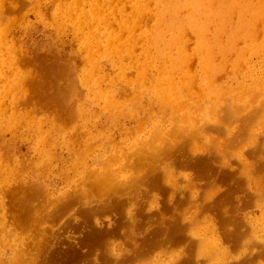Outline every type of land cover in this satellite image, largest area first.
<instances>
[{
    "label": "rangeland",
    "instance_id": "obj_1",
    "mask_svg": "<svg viewBox=\"0 0 264 264\" xmlns=\"http://www.w3.org/2000/svg\"><path fill=\"white\" fill-rule=\"evenodd\" d=\"M25 1L26 5L0 22L1 27L10 28L0 42V264H44L47 254L40 249L54 235L50 228L63 225L68 216L64 211L53 220L54 205L70 199L74 190L92 198L104 192L105 186L111 190L108 170L117 179L144 175L154 160L144 161L142 152L169 143L187 144L190 130L204 124L219 127L197 138L196 155L215 152L216 169L229 170L234 178L223 180L216 172L200 176L193 166L181 165L175 169L174 199L160 187L142 193L136 223L129 228L126 223L124 230L95 246L88 256L94 261L82 264L104 263V254L131 255L136 249L133 261L126 263L119 257L117 264H186L181 260L190 248L195 256L188 264H264V7L259 9L257 4L261 1L264 6V0H209L205 34L211 44L220 41H214L218 43L213 44L215 48L211 45L216 55L207 43L201 62L195 53L197 37L187 30L184 50L192 58L181 62L178 73L170 76L160 71L167 65L162 59L152 64L153 58H148L157 52L156 46L146 43L156 24L150 14L144 15L143 23L137 21L134 0H67L72 6L80 2L85 12L99 13L88 24L84 17L69 18L70 13L61 12L64 0ZM248 3L251 8H245ZM164 34L169 37L167 31ZM112 38L115 54L109 47ZM126 42L131 44L129 51L123 46ZM163 50L167 52V46ZM28 75L35 81L31 76L29 82ZM48 80L52 87L44 84ZM56 85L69 93L63 105L43 101L47 94H55ZM155 132L157 138L152 136ZM144 137L149 141L153 137V142L147 140V146ZM94 173L105 181L93 183ZM190 190L196 194L190 195ZM83 199L72 205L77 208L90 198ZM133 203L128 201L125 207L129 210ZM108 213L98 214L97 219L113 222ZM16 215L21 217L19 224ZM170 221H183L186 228L178 222L181 226L175 230L190 237H176L173 242L168 238L153 247L154 241L168 236L158 229ZM66 231L62 228L54 237L68 245ZM192 236L200 239L194 238L198 245L191 242ZM140 250L145 251L142 257ZM59 258L47 264H74L66 255Z\"/></svg>",
    "mask_w": 264,
    "mask_h": 264
},
{
    "label": "bare ground",
    "instance_id": "obj_2",
    "mask_svg": "<svg viewBox=\"0 0 264 264\" xmlns=\"http://www.w3.org/2000/svg\"><path fill=\"white\" fill-rule=\"evenodd\" d=\"M90 1V0H88ZM94 2L96 0H93ZM133 1V0H132ZM211 1V0H210ZM241 1V0H240ZM259 1V0H258ZM27 1L25 0H0V22L3 21L2 19L8 15V14H12L13 11H15V8L17 9H21V7H23V5L26 3ZM215 2V1H214ZM252 2V1H251ZM96 3V2H95ZM256 3V2H255ZM260 3V5H259ZM259 3L257 2L258 6H259V9H262L264 6H263V3L261 4V1H259ZM62 7H63V10L61 12H68L70 13L69 15H67L69 18H71L73 16L74 18V14L76 15H79L80 18L83 19L84 17V20H85V23L88 24L89 22L93 21L94 19H97L99 17V13H95V12H85L83 11V7H81V4L80 2L77 1V3H75V6H72L70 3L67 2V0H64V3H62ZM229 4V3H228ZM127 5V4H126ZM226 5V4H225ZM224 5V6H225ZM243 6V5H242ZM232 7V6H231ZM251 8V5H249L248 3V6H245V8ZM217 8V7H216ZM226 8V7H225ZM129 9V8H128ZM222 9H224V7L222 6ZM133 12L135 13V15L137 16V21L140 22L141 20H143V18L145 17L144 15H148L150 14L152 17H153V20L155 21V26L153 27L152 30L149 31V34H152L151 35V38L150 40H147V44L148 46L152 45V46H156L157 47V52L151 56V57H148V58H153L151 60V63L154 64V60L156 59H162V61L164 62V64H167L166 66H164L162 68V70L160 69V71H162L166 76V74H168L169 76L170 75H174L176 73H178V70H180V63L185 61L187 62V60L189 58H192L189 57V54L184 50V46H187L186 45V39H185V31L187 30H190L192 31L196 37H197V42L195 43V53L196 55H198V57H200L199 59H201V62L204 61V51L205 49L207 48V43L210 44V53L213 54V52L215 53L216 55V50H212L213 48H215L214 45H216V43L214 41H218L217 39L216 40H213L212 41V44L210 42H207V38H206V31L209 29H207V25H205V20L206 18L209 17V0H134L133 2ZM18 11V10H17ZM17 11H15L14 13H16ZM230 11V10H229ZM246 11V10H245ZM254 11V10H253ZM260 11V10H259ZM232 12V11H231ZM46 13V12H45ZM239 13V12H238ZM240 13H243V12H240ZM253 13V12H252ZM255 14V13H254ZM259 14V13H258ZM16 16V14H15ZM61 16V15H60ZM248 16V15H247ZM67 17V18H68ZM244 17V16H242ZM252 17V15H251ZM250 19H253L251 18ZM254 17V15H253ZM54 18V17H53ZM64 18V17H63ZM150 18V17H149ZM5 19V18H4ZM17 19V17L15 18ZM226 19V18H225ZM245 19V18H243ZM80 20V19H79ZM77 20V21H79ZM148 20V19H146ZM209 20V18H208ZM207 20V21H208ZM247 20V19H246ZM255 20V19H254ZM107 21V18L105 17L104 19V22ZM213 21V20H212ZM242 21V20H240ZM13 22V21H12ZM80 22V21H79ZM142 22V21H141ZM225 22V21H224ZM251 22H254V21H251L250 20V24ZM3 23V22H2ZM81 23V22H80ZM143 23V22H142ZM114 24V23H113ZM218 24V23H216ZM222 24V23H221ZM258 24V23H257ZM210 25V24H209ZM220 25V24H219ZM218 25V26H219ZM55 26V25H54ZM214 26V25H213ZM217 26V27H218ZM227 26V25H226ZM72 27V26H71ZM212 28V26H209ZM222 27V26H221ZM241 27V26H240ZM73 28V27H72ZM78 28V27H77ZM242 28H244L242 26ZM5 29V30H4ZM9 26L5 25V27H1L0 26V42L3 41V36L5 34H3L5 31L9 30ZM117 29V28H116ZM207 29V30H205ZM213 29V28H212ZM210 29V31L212 30ZM217 29V28H216ZM221 29V28H220ZM224 29V27H223ZM127 30V29H126ZM251 30V29H250ZM168 32L169 34V37H167V35H165L164 33L165 32ZM217 31V30H216ZM219 31V30H218ZM221 31V30H220ZM209 32V31H208ZM212 32V31H211ZM206 33V34H205ZM215 35V33H213ZM247 34V33H246ZM112 35V34H111ZM211 35V34H209ZM208 36V35H207ZM219 36V35H218ZM223 36V35H222ZM226 36V35H225ZM6 37V36H5ZM212 37V36H210ZM209 37V38H210ZM228 37V36H227ZM191 38V37H190ZM217 38V37H216ZM220 38V37H219ZM149 39V38H148ZM212 39V38H211ZM221 39V38H220ZM91 40V39H90ZM89 40V41H90ZM74 41V39H73ZM17 42V41H16ZM115 40L112 38V42L111 44H109V47L112 46V49L114 48V44H115ZM122 42V41H121ZM139 42V40H138ZM220 41H218L219 43ZM223 42V40L221 41ZM217 43V44H218ZM214 44V45H213ZM220 44V43H219ZM228 44V43H227ZM100 45V44H99ZM121 45V44H120ZM123 45V44H122ZM128 47H127V46ZM130 42L129 43H125V45H123L126 49V51H129L131 48H130ZM213 45V48L212 46ZM87 46V45H86ZM167 46V49L168 51H164L163 48L165 47L166 48ZM219 46V45H218ZM217 46V47H218ZM223 43H222V47L220 48H223ZM219 48V47H218ZM217 48V49H218ZM110 49V48H109ZM135 49V48H134ZM220 50V49H218ZM233 50V49H232ZM99 51V50H97ZM112 51V50H111ZM115 49H113V53H114ZM148 51V50H147ZM213 51V52H211ZM223 51V50H222ZM109 52V51H108ZM155 52V51H154ZM207 52V51H206ZM237 52V51H236ZM19 53V52H17ZM146 53V52H144ZM220 54V51L218 52ZM233 53V52H232ZM115 54V53H114ZM132 54V52H131ZM212 54H208L207 56H210ZM223 54V53H222ZM229 54V53H228ZM227 54V55H228ZM239 54V53H238ZM108 55V53H107ZM147 55V54H146ZM221 55V54H220ZM42 56V55H40ZM145 56V55H144ZM149 56V54H148ZM219 56V55H218ZM20 57V56H19ZM37 57V56H36ZM43 57V56H42ZM133 57V56H132ZM217 57V56H216ZM221 57V56H220ZM39 58V56L37 57ZM110 58V57H109ZM135 58V57H134ZM211 58V57H210ZM213 58H214V55H213ZM229 58V57H228ZM18 60V59H17ZM28 60V58L26 59ZM25 60V61H26ZM165 60V61H164ZM24 61V60H23ZM30 61V60H28ZM190 61V60H188ZM222 61V60H221ZM22 62V61H21ZM159 62V60H158ZM43 64V62H41ZM47 63V62H46ZM45 63V64H46ZM95 64V62H93ZM191 63V62H190ZM219 63V62H218ZM225 63V61H224ZM97 64V63H96ZM227 64V63H226ZM48 65V64H47ZM151 65V64H150ZM148 65V67L150 66ZM189 65V64H188ZM44 66V64H43ZM46 66V65H45ZM163 66V65H162ZM21 67V66H20ZM56 68H58V70L60 69L59 67H57L55 65ZM184 67V66H183ZM32 68V67H31ZM217 68V67H216ZM209 69V68H208ZM237 69V68H236ZM53 70V69H52ZM149 70V68L147 69ZM211 70V69H210ZM46 70H44L45 72ZM60 71V70H59ZM192 71V70H191ZM35 72V71H34ZM54 72V70H53ZM61 74L62 76H66L64 74V72L61 70ZM148 72V71H146ZM229 72V70H228ZM41 74H43V70L42 72H40ZM51 73V72H50ZM58 73V72H57ZM57 73H56V76H55V79L58 80V77L57 76ZM108 73V72H107ZM162 73V74H163ZM207 73V72H206ZM36 74V73H35ZM46 73H44L45 75ZM60 74V73H58ZM145 75V71L144 73H142ZM147 74V73H146ZM161 74V75H162ZM180 74V73H179ZM47 77H52V75H50L49 73H47ZM133 75V74H132ZM29 76V75H28ZM33 78L34 80V77L33 75H30L29 77ZM35 76V75H34ZM46 76V75H45ZM128 76V75H127ZM163 76V75H162ZM212 76V75H210ZM217 76V75H216ZM37 77H39L37 75ZM129 77V76H128ZM25 78V77H24ZM31 79H29V82L30 80L33 81ZM61 78V76H60ZM91 78V77H90ZM100 78V77H99ZM141 78H142V75H141ZM146 78V77H145ZM164 78V77H163ZM222 78V77H221ZM38 79V78H37ZM49 79V78H47ZM52 79V83L55 82V80H53L54 78H50ZM69 79V78H68ZM147 79V78H146ZM161 79V78H160ZM167 79V78H166ZM171 79V78H170ZM169 79V80H170ZM175 79V77H174ZM195 79V78H194ZM197 79V78H196ZM216 79V78H215ZM229 79V78H228ZM42 80H45V79H42ZM60 80V79H59ZM104 80V79H103ZM145 80V79H144ZM35 81V80H34ZM47 81V80H46ZM45 81V82H46ZM171 81V80H170ZM37 82V81H36ZM43 82V81H42ZM46 86H49L50 84V81L48 80V85L47 83H45ZM144 82V81H143ZM32 83V82H31ZM41 83V82H40ZM51 83V84H52ZM60 83V82H59ZM73 83V82H72ZM192 83V82H191ZM194 83V82H193ZM192 83V84H193ZM50 84V86H51ZM172 84V83H171ZM174 84V83H173ZM177 84V82H176ZM180 84V83H179ZM190 84V83H189ZM238 84V82H237ZM38 85H39V82H38ZM43 85V84H42ZM41 85V86H42ZM59 85V84H57ZM54 86L56 89V92L55 94L53 95H50V94H47L46 93H43L44 95H46V98L45 96L43 97V95L41 96V99L42 97L45 98L43 101H50V102H54V101H58V105H63V100H66L68 99V95L69 93L67 94V91L65 90V92L59 88V86ZM145 85V84H144ZM35 86V85H34ZM34 86L32 85V87L34 88ZM62 86V85H61ZM60 86V87H61ZM157 86V85H156ZM174 86V85H173ZM52 87V86H51ZM106 87V86H105ZM156 88V87H155ZM168 88V87H167ZM170 88V87H169ZM174 88V87H173ZM250 88V87H249ZM37 89V88H35ZM33 89V91L35 90ZM158 89V88H157ZM172 89V88H171ZM175 89V88H174ZM39 91V89H37ZM173 90V89H172ZM247 90V89H246ZM36 91V90H35ZM161 91V90H160ZM44 92V91H43ZM162 92V91H161ZM49 93V92H48ZM131 93V92H130ZM165 93H168V92H165ZM36 94V93H34ZM39 94H40V91H39ZM65 94L67 95V97L65 96ZM164 94V92H163ZM175 91H174V93ZM235 94V93H234ZM120 95V94H119ZM130 95V94H129ZM168 95V94H167ZM172 95V94H170ZM175 95H172V98L173 96ZM39 96V95H38ZM66 98H65V97ZM164 96V95H163ZM127 97V96H126ZM178 97V96H176ZM170 98V97H169ZM168 98V99H169ZM234 98V97H233ZM39 99L38 101H41L40 98H37ZM236 99V98H235ZM160 100V99H159ZM169 101V100H167ZM226 101V100H225ZM228 101V100H227ZM171 102V101H170ZM178 102V101H176ZM213 102V101H212ZM100 103V102H99ZM152 103V102H151ZM158 103V102H157ZM168 103V102H167ZM172 103H173V100H172ZM171 103V104H172ZM182 103V102H181ZM216 103V102H215ZM215 103L213 105H215ZM50 104V103H49ZM164 104V103H163ZM169 104V103H168ZM177 104V103H176ZM230 104H231V101H230ZM161 105H162V102H161ZM166 105V104H165ZM170 105V104H169ZM179 105V104H178ZM177 105V106H178ZM142 106V105H141ZM174 106V105H173ZM176 106V107H177ZM212 106V105H211ZM210 106V107H211ZM240 106V105H239ZM163 107V105H162ZM169 107V106H168ZM181 107V105H180ZM179 107V108H180ZM214 107V106H213ZM71 108V107H70ZM75 108V107H74ZM167 108V107H165ZM212 108V107H211ZM175 109V108H174ZM213 109V108H212ZM233 110V108H232ZM69 111V110H68ZM214 111V110H213ZM224 112V111H223ZM186 118V117H185ZM63 119V118H62ZM71 119V118H70ZM225 120V119H224ZM19 121V120H18ZM61 121V120H60ZM65 121V120H64ZM208 123V122H207ZM204 124V123H203ZM188 126V125H186ZM178 127V126H177ZM219 126L218 125H213V126H208V125H205L202 126V128L198 127V129H193L192 131L190 130L191 132V135L189 136H186V140L187 141V144L185 145L182 141L181 144H177V145H173L172 143H169L168 145H160L156 148H154L153 150H147L146 152H142L144 153V156H143V159L144 161H149L151 158H153L152 160H154V164H151L150 165V170H147L145 172H143L144 175H142V173H139L138 175L134 176L133 178H129L127 176H125V178L123 179H117V176L118 175H115L114 171H112V173L114 174V177L112 175L109 174V170L106 172L107 173V178H109L108 180V183L109 184H106L107 187L108 185L111 186V190H105L106 186L103 188L104 189V192H101V194L97 197H89L88 195L84 196V194L82 195H78V190H72L75 194L70 198V199H65L66 201L63 202L62 200V204L59 206H56L54 205L53 207L55 208L54 210L50 211V215H52L54 217L53 220H55L56 218L58 219L59 215L61 216V213H63L64 211H66L65 213H63L64 216H67L66 218V221L63 220V225L59 226V227H53L50 228L51 232L54 234L52 236V239L48 238V240L45 241L43 247H42V250L40 249V251L44 254H47L45 256V260H44V264H47V262L51 259H61L59 257H61L62 255H66V260L69 261V262H72V263H83L84 262H88L90 263L91 259L92 258H89L88 259V256H90L93 252V249L95 246H97L98 244L102 243V241L106 240L107 238H109L111 235H113L114 233L118 232L119 230L123 229V225H125L126 223L128 224V228L130 227L131 224L133 223H136V216H137V208H139L140 206V200H141V197H142V193H148L150 192L149 190L151 188H161V189H164V190H169V195H168V198H170V200H173L174 197H175V192H171L173 191L175 188H174V184L176 183V179H175V169L180 167L181 165L182 166H186L190 168V166H193L192 169H194L198 175L200 176H207V175H211V173L213 172H216L215 175H219V176H222V179L223 180H229V179H233L234 178V174L229 171V170H222L221 168L219 170H217L215 166L216 162H214V159H215V152H211L212 154H207V155H202V154H198L196 155L195 151L198 150L197 149V138L201 137L200 135L203 134V132H206V131H209V130H212L214 128H218ZM220 129V128H219ZM159 130V129H158ZM180 130V129H179ZM215 130V129H214ZM181 132V131H180ZM156 134V132H155ZM152 134V136H156L157 138V134ZM182 134V133H181ZM152 138V141L146 139V137H144V139H146V142L145 144L149 145L150 143L149 142H153V137ZM147 140L149 142H147ZM155 140V139H154ZM190 141V142H189ZM143 142V141H142ZM143 145V146H146V145ZM147 145V146H148ZM141 146V147H143ZM148 148V147H147ZM193 148H194V151H193ZM143 149V148H142ZM140 150V149H139ZM199 151V150H198ZM139 152V151H137ZM141 153V154H142ZM195 153V154H194ZM217 153V152H216ZM140 154V153H139ZM260 154V153H259ZM140 156V155H139ZM258 156V155H257ZM259 157V156H258ZM218 160V159H217ZM143 161V160H142ZM145 163V162H144ZM215 163V164H214ZM218 163V162H217ZM223 166V164H222ZM226 166V165H225ZM224 166V167H225ZM142 167V166H141ZM228 168V167H226ZM212 173V174H213ZM141 174V175H140ZM110 175V176H108ZM94 176V177H93ZM188 176V181H189V178H191V175L190 174H187ZM111 178H114L113 180ZM199 178V177H198ZM212 178V177H211ZM111 179V181H110ZM92 182L95 180V181H100V182H104L105 179L104 178H101L99 179V176L97 174H93L92 175ZM192 180V179H191ZM97 181V182H98ZM91 183V181L89 182V184ZM94 183V182H93ZM196 184V183H195ZM220 184V183H218ZM209 185V184H208ZM217 187V186H216ZM220 187V186H219ZM222 187V185H221ZM34 188V187H33ZM189 188V187H187ZM191 188V187H190ZM211 188V186H210ZM207 189V188H206ZM222 189V188H221ZM27 190V189H25ZM210 190V189H208ZM21 191V190H20ZM32 191V188L31 190ZM102 191V190H101ZM82 192V190H81ZM79 192V193H81ZM87 192V191H86ZM190 192H192L190 190ZM219 192V191H218ZM21 193V192H20ZM19 193V195H21ZM35 193V192H33ZM87 193H93L91 191L87 192ZM195 193V192H194ZM193 192L190 194H194ZM23 194V193H22ZM38 194V193H37ZM180 194V193H179ZM196 194V193H195ZM206 194V193H205ZM36 195V194H35ZM39 195V194H38ZM204 195V194H203ZM18 196V195H17ZM30 196V194H29ZM83 198H87L88 197V201L84 202L83 201V205H80L79 207L75 208L76 206L72 205L74 204L75 202H79V201H82L81 197ZM145 196V195H144ZM208 196V195H207ZM229 196V195H228ZM22 197V196H21ZM32 197V196H30ZM66 197V196H65ZM205 197V196H204ZM211 197V196H210ZM209 197V198H210ZM20 198V196L18 197ZM239 198V197H238ZM17 199V198H16ZM15 199V200H16ZM23 199V198H22ZM212 199V197H211ZM19 200V199H18ZM32 200V199H31ZM29 201L30 203H32V201ZM84 200V199H83ZM217 200V199H216ZM241 200V199H239ZM20 201V200H19ZM18 201V202H19ZM35 201V200H34ZM33 201V202H34ZM128 201H132L134 202L131 206V208L128 210L127 207H125V204L128 203ZM22 202V201H21ZM27 202V203H26ZM26 202H22L23 205L27 206L29 203L28 201ZM231 202V201H230ZM241 202V201H240ZM15 204L17 202H14ZM13 203V204H14ZM22 203H20L22 206ZM238 203V202H237ZM18 204V203H17ZM240 204V203H239ZM33 205V204H32ZM127 205V204H126ZM18 206V205H17ZM35 207V205H34ZM52 207V208H53ZM18 208V207H17ZM20 208V207H19ZM33 208V207H32ZM73 209V210H72ZM72 210V212H70ZM135 210V211H134ZM56 212L53 214V212ZM70 212V214H69ZM105 212H109L113 215V219H115L113 222H109V223H103L101 220H98L97 218L99 217L98 214L100 213H105ZM73 213V214H71ZM108 213V215H110ZM105 215V214H104ZM11 216V215H10ZM15 216V215H14ZM63 216V217H64ZM51 217V218H53ZM21 217L20 216H17L16 215V219H18V221H16L18 224L21 223ZM92 219V222H89V219ZM111 218V217H110ZM152 218V217H151ZM26 219V218H25ZM112 219V218H111ZM28 220V219H27ZM184 220V219H183ZM30 221V220H29ZM181 221V220H180ZM180 221H177L175 223H173L172 221H170V225L167 226V227H162V229H158V232L160 231H163L164 233H167V237L165 238H161V239H158L156 241H154L152 243V246H156L154 243H158V245L162 244L164 242L165 244V241L169 239H171V241H175V240H172V239H175L176 237H179L180 240L181 238H187L188 235H186L187 233H183L184 235H182V232L181 235L180 233H178V231H176V227L178 228L177 225H183V221L180 222ZM237 221V220H236ZM15 222V221H14ZM178 222H180L178 224ZM140 223V222H139ZM154 223V222H153ZM137 224H138V221H137ZM180 225V226H181ZM179 226V227H180ZM236 226V225H235ZM156 227V226H154ZM183 228L185 227V225L182 226ZM180 227V228H182ZM67 229V235L66 236V239L69 241V244L66 245L64 244L63 242H60L61 240H59L58 237H54V236H57L59 235L61 229ZM179 228V229H180ZM186 228V227H185ZM74 229V230H73ZM57 230V232H56ZM59 230V231H58ZM124 230V229H123ZM75 231H78V233H74ZM130 231V230H129ZM72 232V233H71ZM149 232V231H148ZM163 234V233H162ZM122 235H124V233H122ZM173 238H170L172 237ZM232 236V235H231ZM157 237V236H156ZM190 237V235H189ZM188 237V238H189ZM193 237V236H192ZM191 237V242L193 244H196V241L197 240H200V239H197L195 236L193 237L192 239ZM149 238V236L147 237ZM154 238V237H152ZM196 238V239H194ZM117 239V238H115ZM182 239V240H183ZM112 240V239H111ZM179 240V239H178ZM115 241V240H113ZM144 241H147L145 242L146 244L149 243V240H145ZM188 241V240H187ZM108 242V240H107ZM199 242V241H197ZM219 242V241H218ZM112 243V241H111ZM220 243V242H219ZM154 244V245H153ZM102 245V244H101ZM107 245V244H106ZM103 246V245H102ZM202 246V245H201ZM104 247V246H103ZM109 247V246H108ZM112 247V246H111ZM110 247V248H111ZM122 247V246H121ZM102 248V247H101ZM200 248V247H199ZM192 250V248H190ZM189 249V254L185 257H183L181 260V262H186V264L190 263L191 262V258L192 256L194 255L193 252H191V250ZM110 250V249H109ZM137 250V251H136ZM132 252V254H115L114 251L111 253V254H104L103 255V258H104V263L100 262V264H117L119 262V257L121 258V261L123 262H126V263H129L131 260L133 261V256L134 255H138L137 252H139L138 249H136ZM195 250V249H194ZM112 251V250H111ZM97 252V251H96ZM141 252V250H140ZM142 252H145V251H142ZM142 252L139 253L140 256L142 257ZM38 254V253H37ZM142 254V255H141ZM38 256V255H37ZM139 256V257H140ZM195 256V255H194ZM193 256V258H194ZM47 257V258H46ZM100 258V256H98ZM138 257V256H136ZM135 258V256H134ZM108 259L110 260V262H108ZM36 260V259H35ZM95 260H97L95 258ZM134 260H138V259H134ZM195 260V259H194ZM61 261V260H60ZM92 261H94V259H92ZM190 261V262H189ZM62 262V261H61ZM64 262V261H63ZM62 262V263H63ZM180 262V263H181ZM61 263V264H62ZM87 263V264H88ZM143 263V262H142ZM141 263V264H142ZM249 263V262H248ZM246 263V264H248ZM255 263V262H254ZM260 263V262H259ZM40 264V262H39ZM42 264V263H41ZM65 264V263H64ZM86 264V263H84ZM140 264V263H139ZM231 264H235V263H231ZM240 264V263H239ZM250 264V263H249ZM257 264V263H256Z\"/></svg>",
    "mask_w": 264,
    "mask_h": 264
}]
</instances>
